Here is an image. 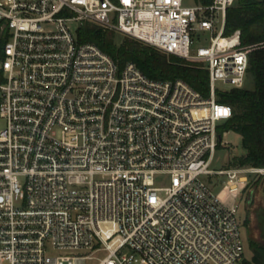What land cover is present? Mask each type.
I'll use <instances>...</instances> for the list:
<instances>
[{
	"label": "built area",
	"instance_id": "1",
	"mask_svg": "<svg viewBox=\"0 0 264 264\" xmlns=\"http://www.w3.org/2000/svg\"><path fill=\"white\" fill-rule=\"evenodd\" d=\"M234 1L0 0V264L243 260L234 201L264 167H210L232 116L218 92L247 80L249 46L224 34ZM83 23L202 62L209 94L120 67Z\"/></svg>",
	"mask_w": 264,
	"mask_h": 264
},
{
	"label": "trees",
	"instance_id": "2",
	"mask_svg": "<svg viewBox=\"0 0 264 264\" xmlns=\"http://www.w3.org/2000/svg\"><path fill=\"white\" fill-rule=\"evenodd\" d=\"M236 30L241 45L249 46L247 78H252L253 86L218 92V100L232 107V116L219 126L218 132L222 136L224 131L233 130L241 135L245 153L235 156L233 165L264 167V0H235L228 7L224 34L230 35ZM77 35L80 41L97 44L120 67L131 61L152 78H181L203 95L209 94V72L202 62L167 54L134 37L94 23H83ZM249 246L251 258L244 256L239 264H264V243L250 240Z\"/></svg>",
	"mask_w": 264,
	"mask_h": 264
},
{
	"label": "rangeland",
	"instance_id": "3",
	"mask_svg": "<svg viewBox=\"0 0 264 264\" xmlns=\"http://www.w3.org/2000/svg\"><path fill=\"white\" fill-rule=\"evenodd\" d=\"M208 39L209 36L207 34L205 43H208ZM217 84L220 87L230 88V85H224L221 82ZM245 85L247 87H252V78L248 77ZM3 125L4 121L0 119V127ZM244 153L245 149L242 145L241 135L233 130L224 131L222 134V143L216 148L210 167L213 169L227 168L233 165L232 160L235 156H240ZM236 166L249 167L248 165ZM244 174L250 182L247 187L239 193L234 202L238 205L237 218L244 241V255L247 258H251L252 250L249 246L250 240L264 243V172H245ZM225 178V175L221 174L208 179L210 182L212 180V187L215 192L219 193L221 198L227 196L226 189L222 188ZM51 252L52 254L59 253L55 250H51ZM77 253L92 256L86 259V264H97L99 259L106 254L103 250L92 252L91 249H79Z\"/></svg>",
	"mask_w": 264,
	"mask_h": 264
},
{
	"label": "crops",
	"instance_id": "4",
	"mask_svg": "<svg viewBox=\"0 0 264 264\" xmlns=\"http://www.w3.org/2000/svg\"><path fill=\"white\" fill-rule=\"evenodd\" d=\"M224 198H225V199H228V196H225Z\"/></svg>",
	"mask_w": 264,
	"mask_h": 264
},
{
	"label": "water",
	"instance_id": "5",
	"mask_svg": "<svg viewBox=\"0 0 264 264\" xmlns=\"http://www.w3.org/2000/svg\"><path fill=\"white\" fill-rule=\"evenodd\" d=\"M221 136V135H220Z\"/></svg>",
	"mask_w": 264,
	"mask_h": 264
}]
</instances>
